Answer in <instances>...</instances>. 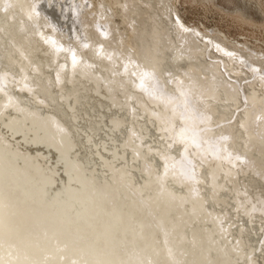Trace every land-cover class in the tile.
<instances>
[{
    "label": "bare ground",
    "instance_id": "obj_1",
    "mask_svg": "<svg viewBox=\"0 0 264 264\" xmlns=\"http://www.w3.org/2000/svg\"><path fill=\"white\" fill-rule=\"evenodd\" d=\"M38 12L54 18L53 22L59 20L46 0H0V264H264V259L260 262L253 255L255 245L246 243L244 233L231 230L228 215L207 206L208 202L219 208L226 205L229 183L238 210L249 217L255 213L248 206V192L242 190L250 181L239 178L235 167L244 160L259 177L263 175L264 141L255 132L262 113L257 108L258 91L246 96L216 66L213 69L200 60L192 67L188 62L198 52L194 46L180 60V46L169 45L172 34L168 43L161 25L149 33L151 43L132 32L130 46H124L123 61L133 59L147 70L136 79L130 77L129 65L123 72L125 82L116 78L114 87H106L101 82L107 75L98 76L87 55L98 56L96 69L118 65L119 47L111 53L114 58L108 53L116 40L85 42V58L72 64L66 49L54 44L50 30L38 29ZM182 62L190 70H183ZM206 71L209 75L203 74ZM162 73L170 75L171 89ZM20 83L25 85L19 88ZM135 88L142 94L132 95ZM18 89L22 93H12ZM53 89L57 90L55 103L65 110L70 125L46 99ZM242 99L246 101L243 116L231 122V106L241 105ZM130 100L139 105L144 120L154 119L163 137L160 147L145 146V128L139 120V128L132 122L130 129L122 118L124 104L134 120L139 117ZM174 147L179 154L172 152ZM86 152L100 161L102 177L97 166L85 164ZM156 156L159 164L151 161ZM203 185L211 187L209 198L202 192Z\"/></svg>",
    "mask_w": 264,
    "mask_h": 264
},
{
    "label": "rangeland",
    "instance_id": "obj_2",
    "mask_svg": "<svg viewBox=\"0 0 264 264\" xmlns=\"http://www.w3.org/2000/svg\"><path fill=\"white\" fill-rule=\"evenodd\" d=\"M44 1L45 0H41V2H44ZM46 1L48 3L49 11L53 14L52 16L55 17L56 20H57V17H59V20H57L56 22H53V21H55L54 18L52 20L44 12H42V13L38 12L37 13L39 15L38 20L40 22L38 29L44 30V31L50 30V34H52L50 36H54V37H52L54 44H56L58 47L63 46V48H64L63 50L66 49L67 60L70 61L72 59L71 60L72 62L70 61L72 64L73 63L76 64L77 60L80 57L85 58V56H86L85 52L86 51H83L84 45L86 44L85 42H87L86 45H88L89 43L91 44V42H93V43H97L99 41L107 42V41H109L108 39H110L114 42V40H116L114 42L115 46L113 48L110 47V48H112V50L108 51V53L110 54L111 57L114 58V55H111V53L115 54V52H117V49H115V48L119 47L118 48L119 51L117 53L120 54L118 57L121 56L122 61L119 60L121 64L118 63L119 62L118 61L117 62L118 65H116V62L113 63L112 65H114L115 67L110 65L114 69H112L111 67H109L106 70L99 69V68L96 69L98 62H99L98 56L97 57L96 56L89 57V55H87L90 62L92 61V64H90L91 65L90 67L92 69H94L96 74H98V76L101 74L107 75V76L104 75L105 77H104L103 81L101 82L106 87H108V86L114 87V83L116 82L115 81L116 78L121 80V81L118 80L119 83L122 81L125 82L126 81L125 80L126 75L123 74V72L126 70L125 69L126 67L130 68V66H131L132 74L131 75L127 74V75L128 76L130 75V77L133 76L136 79H138L141 76V74L144 72V70H147L144 67V65L139 64V63L137 64L133 59L131 60L129 58V60L127 62L123 61L124 60L123 58H126V56H127L126 54L122 55V53L123 54L125 53L124 49H126V48H124V46H126V45L130 46L131 43L130 44H128V43H129V39L132 36V32H133V34H136V33L138 34V32H139V34L146 36L145 38H148V39H146V42L148 41L149 43H151L152 42V40H151L152 36H149V33L151 31H153L154 27L160 28V25H161L162 28H160V31L161 32L164 31V32H162L163 37H166L168 34L166 39L163 38V41L166 40L169 43L170 41L167 39H169V35L172 34V36H170V38L171 37L172 38H171V42L169 45L174 44V45L180 46L181 50L177 51V55H178V58L180 57L179 58L180 60L184 61L186 59V55L189 56V54L191 53V50H192L191 47L194 46L195 48H198V52L196 54L195 53L194 54L197 56L196 58H199V59L194 58V59H192V60H194V62L192 60H191V62L190 61L188 62V63L192 64L191 65L192 67L196 68V66L199 64L198 63L199 60L202 61L203 63H206L207 66L212 67L213 69L216 66L215 69L219 70L218 72H220L221 76L224 75V76H222L224 79L229 80L230 83H232V84H235V83L237 84V85L235 84V86H238V88L236 87L237 90H239V91L242 90L241 91L242 93L247 92V94L245 93V95L247 96V95H250L252 93V90L255 89L260 94V100L264 98V88H263L264 87V85H263L264 84L263 83L264 82L263 81L264 80V0H73V1L69 0L71 3L67 0H46ZM56 1L59 3L57 4ZM65 1L68 4L65 3ZM60 2H61V5H60ZM128 4L129 5L131 4V6L128 7ZM54 5L56 7H54ZM162 7L165 8V10ZM61 8H63V11ZM65 8H66V10H65ZM59 9H61L62 13L59 11ZM67 10L68 11L70 10V12L66 18L65 14L68 12ZM128 10H129V13L127 12ZM60 13L62 16H60ZM127 14H129V16H131V21L127 18L128 17ZM68 16H69V19H68ZM164 16L166 19L164 18ZM160 17L163 19H160ZM41 18L44 21H42ZM167 19H169V20H167ZM64 20H65V22H63ZM66 20H68V21H66ZM161 20H163V21H161ZM170 20H171V22H169ZM0 21L2 22L1 19H0ZM61 21L63 24H61ZM85 21H86V23H85ZM57 22H58V24H57ZM59 22H60V24H59ZM72 22H73V24H72ZM131 22H133V24ZM43 23H44V25H43ZM156 23H158V24H156ZM86 24H89V25H86ZM171 25L172 26L174 25V26L172 27ZM175 25H177V26H175ZM42 26H44V27H42ZM85 26H87V27H85ZM51 27H54V29H56L58 32L55 30L53 31V28H51ZM178 28L180 31H178ZM35 29L37 31H39L37 28H35ZM69 30H70V33L68 32ZM85 30H87V32H88V33H86L87 36L85 35ZM81 31H82V33H81ZM174 31L177 33V35ZM76 35L78 37H75ZM80 35L82 36V38L80 37ZM113 36L115 39H113ZM84 37H86V38H84ZM116 37H118V39H116ZM173 38H175L176 40ZM174 41H176L177 43L176 42L174 43ZM116 42H118L117 45H116ZM210 44H212V45H210ZM204 45H205V47H203ZM130 48H132L133 50H136V48L132 45ZM67 49L72 50L70 54H69V52H67L68 51ZM202 51H203V54H202ZM108 53L106 54L107 56H109ZM59 54L56 56L57 59H59V57H60ZM69 57H71V58H69ZM240 58H242L243 60H241ZM115 59H116V57H115ZM216 59H217V61H215ZM222 59L224 61L223 63H225V64L227 63V65H225V64H223L224 66L222 65ZM93 60H94V62H93ZM95 60H96V62H95ZM247 63H249V64H247ZM93 65H94V67H93ZM180 65H181V68H183V70L186 67L187 68V69H185L186 71L190 70L188 68H191V67L187 66V64H185V63L183 64V62L180 63ZM229 67H232V68H229ZM110 69H112V70H110ZM165 69H166L165 71H167L168 74H170L173 71L171 68L168 69L166 67ZM102 70L105 72H103ZM232 70L233 71L236 70V71H234L235 73H233ZM111 71H112V73H111ZM120 72H121V75L119 74ZM163 72H164V70H163ZM177 73H179V72H177ZM114 74H116L117 77ZM203 74L209 75L208 71H206V73L204 72ZM235 74H237L238 76H236ZM113 76H115L114 79H113ZM124 76H125V78H124ZM161 76L165 80L167 87L171 89L172 85L168 81L170 75L166 76V74L164 75L162 73ZM113 80L115 82H113ZM249 80H250V82H248ZM261 80H262V83H260V84H262V85L259 84V82H261ZM112 82H113V84H110ZM254 82H256L255 83L256 85L254 84ZM22 84L25 85V83H22ZM22 84L21 83L19 84L20 85L19 88L23 87ZM253 84H254V86H253ZM86 85H87V83H86ZM133 86L134 85H132V87H131L132 89H134ZM240 87H243V88H240ZM132 89H131L132 95H134L135 93H137L138 95L142 94V92L139 89H136V88H135V90H132ZM243 89H244V91H243ZM258 89H260L261 91ZM18 90H14V92L12 91V93H17V92L22 93V92H20L22 90H19V91ZM52 92L53 93L50 95V97L49 96L48 97L53 99L52 101L54 104L55 112L57 113V109L60 112H62V114L64 116V120L70 125V122L68 121V118L66 117L67 114H66L65 110L62 108V106L59 103H55L56 101H55L53 95L56 94L57 90L53 89ZM118 94L121 97L120 94H122V93L119 92ZM242 98H243V96H242ZM46 99H47V96H46ZM244 99L247 100L246 97H244ZM244 99H242L241 105L235 106V108L231 106V108L234 112L233 116L229 119L231 122L234 121L235 116H236L237 121H239L241 116H243V113H242L243 108H244L243 106L245 105V102H246ZM123 100L125 101V96L122 94V101ZM260 100L259 101L257 100L259 103L256 102V103H258V106H257V104H256V106H257L258 110H260V109L262 110V113H260L261 114V116H260L259 112H261V111L258 112L259 115L257 116V118H258L257 121H258L259 126L257 125V128H256L257 131H255V132H256V134L258 133L257 134L258 140H260V142H262V141H264V119H263V116H264V100H262V101H260ZM133 101H131V102H133ZM126 102H127V99H126ZM135 104H136V102H135ZM221 105H223V103ZM41 107L45 108V106H41ZM135 107H137V109H138V113H139L138 119L134 120L131 117L130 112L132 110L129 108L128 105H125V104H124V108H123L122 113H121L122 118L125 117L124 119L128 121L130 129H132V125L130 123L135 122V124H136L135 126L138 127L139 125H137L138 124L137 121L139 120L142 123V126H144V128H145L144 129L145 130L144 131V135H145L144 137H146V139L143 141L145 146H148V147H157L158 146V147H160V143L163 140L162 139L163 137H161L162 134L159 133L158 129L156 128V123L154 122V119L152 122L150 121V118H146L144 120V117L141 116V115H143V112H142L141 108H139V105L136 104ZM127 108H128V110H127ZM141 120H144V121H141ZM224 125H226V123H224L223 126ZM125 129H124V132L128 133V131ZM240 131H239V133H241ZM157 133H159V134H157ZM118 137H120V136H118ZM160 137H161V141L159 140ZM259 138H261V139H259ZM150 144H151V146H150ZM174 148H171L172 152L176 155L179 154L178 148H176V147H174ZM240 148H239V150L241 151V154H244L245 151L243 149H240ZM243 151H244V153H243ZM32 152H35V149H32ZM104 153H106V152H104ZM83 159H84L85 164H87V166H91L92 164L97 166L98 167V174L97 175L99 177H102L103 169H102V166L100 165V161L95 159L94 156H91L90 152H86L85 154H83ZM151 161H154L156 164H159L160 158L158 156H156L155 158H152ZM238 164L240 167L239 166L237 168L235 167L236 171L238 172V177L241 178L240 176H242L243 180H246V182L250 181L249 182L250 184L247 183L248 186H246V183H244V181L241 179L242 180L241 185L246 186V189L242 186V190L244 193L248 192V195L251 199L249 201L248 206L252 205L253 207L250 206L249 208H251V207L255 208V213L253 212V214L249 217L248 215H245L242 211L238 210V208H237L238 205H237L236 201L234 200L235 199L234 194L232 193L233 195H231V192L229 191L230 187L232 186V185L228 186L229 183H227V188H229L228 192H227V189L224 191V193L227 192L226 193V199H225V200H227L226 205L219 208V207H217V205H214V204L208 202L207 206L209 204L208 208L211 207L210 209H215L216 211L218 210L217 212H221L225 215H228L227 221L228 222H230V220L232 221V222H230V223H232L231 225L233 227V228H231V230H233L234 233H236V231L237 232L239 231L242 234L244 233L243 234L244 239L247 240L246 243L251 244L250 246L255 245V246H253V247H255V249L253 251L254 253L252 252L253 255L260 262H263V259H264V219H263L264 215H262L263 214L262 210H264V204L262 203V201L264 202V190H263L264 189V178H263L264 170H263V175H261L259 177L258 174H256L255 171H253V167L251 165L248 166L246 163L244 164V160H243V162L242 161L238 162ZM241 169H243V170H241ZM248 169L250 170V172ZM246 170L249 173H247ZM137 178L141 179V175H137ZM253 181H254V183H253ZM251 185L254 187H252ZM209 187H210L209 185L208 186L203 185L202 192L205 195V197H208V195L210 196V193H209L210 190L209 189H211V187L210 188ZM206 188H208V189H206ZM253 188H255V189H253ZM244 189H245V191H244ZM205 193H207V195ZM228 193L230 194V196L228 195ZM229 197H231L233 200ZM241 197H242V195L239 196V198H241ZM255 197H257V199L259 201L256 200ZM260 198H261V200H260ZM254 200H256V201H254ZM234 201H235V203H234ZM259 202H261V203H259ZM257 208L261 209V210H258ZM221 209H224V210L222 211ZM225 210H226V212H225ZM237 212L240 216L237 215ZM253 215L255 218L253 217ZM256 215H258V216H256ZM231 216H233V218ZM246 216H248V217H246ZM240 217L243 219H241ZM244 217L247 219H245ZM251 217H253V218H251ZM256 217H258V218H256ZM249 218H251V219H249ZM238 219L239 220L241 219V220L238 221ZM247 220H249V221H247ZM252 220H254V221L251 222ZM249 222H251V223L249 224ZM228 226H229V224H228ZM236 226H240V227L242 226L243 228L241 227L238 230V227H236ZM234 228H235V230H234ZM241 229L244 232L240 231ZM249 236H251V239H249L250 238ZM252 238H255V239H252ZM252 243H253V245H252Z\"/></svg>",
    "mask_w": 264,
    "mask_h": 264
},
{
    "label": "water",
    "instance_id": "obj_3",
    "mask_svg": "<svg viewBox=\"0 0 264 264\" xmlns=\"http://www.w3.org/2000/svg\"><path fill=\"white\" fill-rule=\"evenodd\" d=\"M47 100L49 101V103H53L52 99L49 98L48 96H47ZM57 114H58L59 117H61V118L64 119V116H63L62 112H60L58 109H57ZM51 153H53V152H51ZM60 161H61V160H60ZM259 183H260V182H259ZM50 185H51V184H48V187H49Z\"/></svg>",
    "mask_w": 264,
    "mask_h": 264
}]
</instances>
